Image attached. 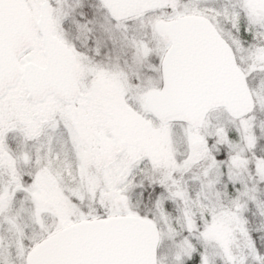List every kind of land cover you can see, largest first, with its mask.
Returning <instances> with one entry per match:
<instances>
[{
  "label": "snow or ice",
  "instance_id": "1",
  "mask_svg": "<svg viewBox=\"0 0 264 264\" xmlns=\"http://www.w3.org/2000/svg\"><path fill=\"white\" fill-rule=\"evenodd\" d=\"M0 264H264V0H0Z\"/></svg>",
  "mask_w": 264,
  "mask_h": 264
}]
</instances>
